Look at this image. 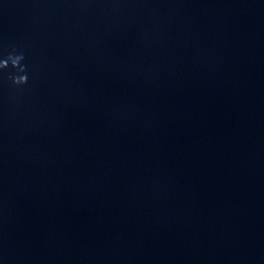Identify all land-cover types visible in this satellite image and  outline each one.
<instances>
[{
    "label": "clouds",
    "instance_id": "clouds-1",
    "mask_svg": "<svg viewBox=\"0 0 264 264\" xmlns=\"http://www.w3.org/2000/svg\"><path fill=\"white\" fill-rule=\"evenodd\" d=\"M24 60L25 56L23 52L18 53L16 49H13L12 52L8 54L6 59L0 60V69H7L9 68V65H11L12 68L18 70L19 74L9 77L12 84L17 88L27 85L29 82L27 65L22 63Z\"/></svg>",
    "mask_w": 264,
    "mask_h": 264
}]
</instances>
